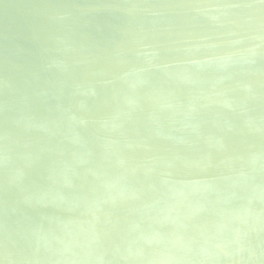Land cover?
I'll list each match as a JSON object with an SVG mask.
<instances>
[{
  "label": "water",
  "instance_id": "water-1",
  "mask_svg": "<svg viewBox=\"0 0 264 264\" xmlns=\"http://www.w3.org/2000/svg\"><path fill=\"white\" fill-rule=\"evenodd\" d=\"M0 264H264V0H0Z\"/></svg>",
  "mask_w": 264,
  "mask_h": 264
}]
</instances>
